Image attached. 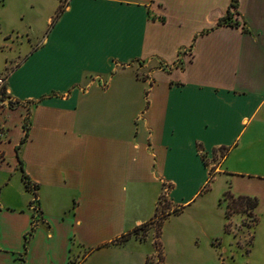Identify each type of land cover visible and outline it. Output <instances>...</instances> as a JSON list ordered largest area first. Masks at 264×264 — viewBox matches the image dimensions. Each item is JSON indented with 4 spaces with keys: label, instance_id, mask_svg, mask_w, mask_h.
<instances>
[{
    "label": "crops",
    "instance_id": "1",
    "mask_svg": "<svg viewBox=\"0 0 264 264\" xmlns=\"http://www.w3.org/2000/svg\"><path fill=\"white\" fill-rule=\"evenodd\" d=\"M53 1L41 39L29 28L0 32V76L18 104L0 111V264H147L165 186L166 214L185 208L160 229L163 264H199L204 248L216 259L228 253L227 192L258 201L246 252L256 264L264 254L256 237L264 221V0H239V28L218 27L232 0ZM92 74L107 84H84ZM221 148L230 149L224 157ZM228 180H239L234 192ZM145 224L141 241L133 233Z\"/></svg>",
    "mask_w": 264,
    "mask_h": 264
},
{
    "label": "rangeland",
    "instance_id": "2",
    "mask_svg": "<svg viewBox=\"0 0 264 264\" xmlns=\"http://www.w3.org/2000/svg\"><path fill=\"white\" fill-rule=\"evenodd\" d=\"M38 2V3H36ZM4 3H9L11 6H9L6 10L2 7ZM33 4V5H32ZM63 6L66 5V2H62ZM32 7H30V6ZM54 1L53 0H0V18L2 21L0 22V32L7 33L12 28H18L19 30H26V28H29V33L33 41H37L38 39H41L44 32L50 28V25L47 27V17L51 12L53 11ZM17 7V10H16ZM20 12L22 15H24V22L21 21H15L13 18V13ZM47 32V31H46ZM11 35V34H10ZM10 37H13V41L16 42L15 36L11 35ZM160 64L157 61H153L151 68H159ZM140 77H145V73H139ZM6 75L0 76V78H5ZM92 79H98L103 80L104 84L106 85L108 82V77H98L96 75H86L84 79V84H87ZM85 86V85H83ZM32 107H30L28 114L25 118L30 116V110ZM27 124H29L27 122ZM221 154L217 155L216 160L210 159L208 160V163L211 167H215L221 162ZM231 186V190L234 192V189L238 187L239 180L237 181H230L228 180ZM236 182V183H235ZM222 183V182H221ZM223 203L225 204V209L227 208L228 202L223 198ZM164 208V207H162ZM236 209V214H233L230 218V221L228 222V233L225 234L223 232L222 240H223V246L228 250V253H220L219 259L215 258V256L209 254V250L204 248V260L201 261L199 264H247L246 263V252L250 248L251 242H252V235L254 231V226L256 219L254 215L250 214L249 212L245 211L244 207H241L239 205ZM233 218L235 220H233ZM165 222V221H164ZM164 224V223H163ZM149 230L150 226H148ZM153 239L155 240L154 246L157 248V252H159V255L156 252V256L149 260V264H163L162 258L160 256V246L158 240V236L160 233V227L158 222H155V226L153 227ZM165 225L162 230L165 229ZM243 231L244 233L238 232ZM149 232V231H148ZM164 232V230H163ZM143 233L141 232L140 235ZM149 233L146 234V237ZM235 237H239L237 240L234 239ZM144 237V240L146 239ZM256 237L259 240L260 243L264 242V221L258 226L256 230ZM140 240V237H139ZM236 241L239 245L236 246ZM151 240L149 239L148 243H150ZM231 253L233 254V258H231ZM220 257L221 258L220 260ZM159 259V260H158ZM224 259V262L222 261ZM159 261V263H157ZM256 264H264V254L261 255V257H258L257 261H255ZM182 264V263H181ZM184 264H192V263H184Z\"/></svg>",
    "mask_w": 264,
    "mask_h": 264
},
{
    "label": "trees",
    "instance_id": "3",
    "mask_svg": "<svg viewBox=\"0 0 264 264\" xmlns=\"http://www.w3.org/2000/svg\"><path fill=\"white\" fill-rule=\"evenodd\" d=\"M238 7H239V0H232L231 1V4H230V7H229V10L227 12V15L221 19L218 23V27H233V28H239L240 24L235 21V15H236V12L238 10ZM64 6H61V8L58 10L57 14L55 15L53 21H52V26L55 24V22L60 18V16L62 15V13L64 12ZM1 100L4 101V98H6V86L3 87L1 93ZM8 106L10 109H15L18 104H15V103H12V102H9L8 103ZM30 123V120H29V117L25 118V121H24V130L26 132V137L24 139V141L27 139V135H28V126ZM19 150H20V147L17 149V154H18V159H19ZM229 148L226 149V148H221V152L223 154V157L226 156L229 152ZM216 152V151H215ZM205 165H207V163L205 162ZM19 168L22 172V178H23V181L25 182V185H26V188L27 190L30 191V185L31 183L28 181V177L25 175L24 171H23V168H22V163L19 159ZM213 178H214V171L212 170L210 173H209V182L207 184V186L205 187V189L203 190V193H206L210 190V186L213 182ZM224 199L228 202L227 204V208H226V218L227 220L229 221L230 218L232 217L233 214H236V209H238L237 207L239 205H241V207H244L245 211L249 212L251 215L253 214V211L258 207V201L257 199L255 198H248V197H234L230 192H227L225 193L224 195ZM164 202V205L162 206H157V210H156V215H155V222H158L159 224V227L161 229L164 221H166L171 215H179L183 209L185 207H182L180 209H177L175 211H173V213H169V214H166V210L169 208V203L168 201L166 200H163ZM164 207V208H162ZM150 224H145L143 225L141 228L139 229H136L133 233V236H135V238H138L140 237V240L141 241H144V237H146V234L148 233L149 231V226ZM228 224L226 225V232L228 233ZM141 232L143 233L142 235ZM31 236V234L29 235V237ZM132 235H127V236H124L122 238H120L119 240L111 243V245H119L121 244L122 242L128 240L131 238ZM160 237V233H159V236H158V239ZM28 243H29V238H26V242H25V254L27 253L28 251ZM160 256H161V252H160ZM162 258V256H161ZM24 262V259L21 257L20 259V264H23ZM149 264V263H147Z\"/></svg>",
    "mask_w": 264,
    "mask_h": 264
},
{
    "label": "built area",
    "instance_id": "4",
    "mask_svg": "<svg viewBox=\"0 0 264 264\" xmlns=\"http://www.w3.org/2000/svg\"><path fill=\"white\" fill-rule=\"evenodd\" d=\"M6 85V79L4 78H0V93L3 89V87H5ZM1 95H0V111L3 110V108L5 107H9L8 106V103L9 102H12L8 96V93H7V89H6V98H4V101L1 100ZM6 137V129L4 127V125L2 123H0V140L4 139ZM30 191L35 195V200L33 201V204H32V210L35 214L36 217L40 216V210L37 206V198H36V192H37V187L35 185H30ZM167 192H168V187L165 186V189H164V194L163 196L159 199L158 203H157V206L159 204V206H163L164 205V201L163 200H166L167 201ZM157 254L159 255V252H157ZM159 260V259H158ZM157 263H159V261H157Z\"/></svg>",
    "mask_w": 264,
    "mask_h": 264
}]
</instances>
